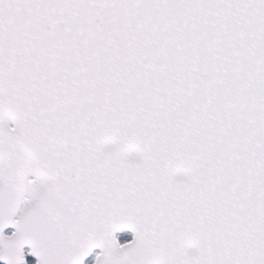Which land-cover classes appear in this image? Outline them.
<instances>
[{
    "label": "snow or ice",
    "instance_id": "6c2138e0",
    "mask_svg": "<svg viewBox=\"0 0 264 264\" xmlns=\"http://www.w3.org/2000/svg\"><path fill=\"white\" fill-rule=\"evenodd\" d=\"M0 264H264V0H0Z\"/></svg>",
    "mask_w": 264,
    "mask_h": 264
}]
</instances>
